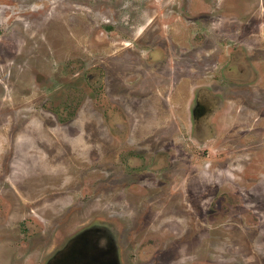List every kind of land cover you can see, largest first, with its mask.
Returning <instances> with one entry per match:
<instances>
[{
  "label": "rangeland",
  "instance_id": "1",
  "mask_svg": "<svg viewBox=\"0 0 264 264\" xmlns=\"http://www.w3.org/2000/svg\"><path fill=\"white\" fill-rule=\"evenodd\" d=\"M96 228L264 264V0H0V264Z\"/></svg>",
  "mask_w": 264,
  "mask_h": 264
},
{
  "label": "flooded vegetation",
  "instance_id": "2",
  "mask_svg": "<svg viewBox=\"0 0 264 264\" xmlns=\"http://www.w3.org/2000/svg\"><path fill=\"white\" fill-rule=\"evenodd\" d=\"M101 230L81 232L51 259L52 254L45 264H113L112 261H116L112 254L113 237Z\"/></svg>",
  "mask_w": 264,
  "mask_h": 264
}]
</instances>
